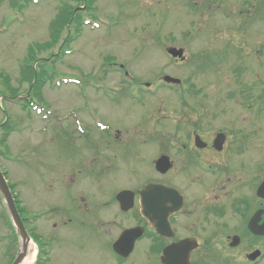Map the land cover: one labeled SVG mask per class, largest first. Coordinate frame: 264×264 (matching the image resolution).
I'll use <instances>...</instances> for the list:
<instances>
[{
  "label": "rangeland",
  "instance_id": "374dc122",
  "mask_svg": "<svg viewBox=\"0 0 264 264\" xmlns=\"http://www.w3.org/2000/svg\"><path fill=\"white\" fill-rule=\"evenodd\" d=\"M85 1L83 0L87 4ZM258 3L259 0L257 4L253 0H94L93 9L84 7L81 12H76L90 22L79 28L78 36L70 46L71 52L47 65L48 70L53 73V80H46L41 97H36L30 91L28 82L22 80L18 61L27 58V52L32 50L29 49L31 45L49 38L50 23L61 8L70 11L79 4L73 0H38L37 3L32 0H0V94L2 89L12 88V93L7 96L5 92L6 97H0V122L6 117V120H11L17 127L28 124L24 130L13 132L6 142L0 143V148L5 151L4 155H0V169L5 172L9 184H16L13 188L19 193L21 203L18 206L22 217H27V230L52 236L56 240L54 246L58 247L54 248L47 259L44 253H40L43 247L34 241L37 250L32 264H40V260L41 264H106L95 254L93 231L79 226V214L72 213V217L69 216L70 223L66 226L59 225L58 228L53 227L52 220L45 218L56 212H48L38 221L32 217L48 209H65L73 205L66 186L63 187L58 182L64 172L75 170L77 165L76 161L68 159L65 149L79 146L83 138L73 136L69 142L65 141L62 134L55 131L52 119L47 132H41L42 113L46 114L48 107L58 116H65L68 111L74 110L85 130H88L90 117L103 120L118 129L130 128L131 143L114 146L116 154L109 155L111 162L105 169L107 172L103 173L100 186L90 188L100 194H95L97 203L102 206L98 211L100 216L117 214L119 217L121 213L113 202V195L118 189L159 177L166 179L163 181L175 183L174 172L162 176L154 170L153 158H156L155 154L157 156L162 148L153 142L142 144V140L137 139L143 129H156L164 125L170 128L174 123L172 113L168 115L161 112V116H168L152 121L146 117L158 105L166 110L174 107L175 111L176 100L186 88L191 87L193 96L197 97L192 99L194 102H208L210 110L214 109V104L220 105L213 110V116L218 118L211 121V126H204L205 137H210L219 129H227L229 123L233 125L230 114L239 115L240 120L235 119V122L245 130V134H251L254 124L262 128L264 105L257 109V105L251 103L260 90L264 89V1L259 6ZM199 5L204 8L197 7ZM254 14L256 18L252 19ZM74 30L75 23L69 31L73 33ZM67 32L66 28L56 31L58 36L54 45L46 48L34 46L26 60L29 63L27 66L33 68L40 61L54 60L55 55L61 51L60 43ZM169 45L183 47L187 60L179 62L172 59L165 51V47ZM206 53L214 55L216 60L211 62L210 57V63L205 68H194L192 62L198 61L194 57ZM119 64L123 65L122 70ZM125 71L129 74L128 80L135 82V85L141 84L144 87L145 82L150 83L149 87H145L147 92L143 94V101L132 95L129 99L123 94H129L125 89L123 92L109 89V86L112 88L122 82ZM164 74L179 77L182 80L181 88L162 86L161 76ZM63 76L78 78L79 84L69 82L56 85L55 79L61 80ZM100 87L107 88L99 90ZM154 87L162 88L153 90ZM227 89L231 99L223 103L221 97L228 96L225 95ZM30 96L41 107L45 106L41 108V113L37 114L20 103ZM243 96L244 104H252L249 108L236 103V99ZM225 103L228 104V110L221 109ZM257 115L262 116L257 119ZM176 116L178 119L180 115ZM70 117L74 119L77 116ZM179 120L183 122L182 119ZM124 135L123 133L121 137H125ZM250 137L255 146H248L242 161L254 166L256 155L264 149V131L257 129V134ZM100 147L104 149V145ZM108 151L113 149L109 148ZM197 170L204 176L199 167ZM248 174L241 173L239 177L246 180ZM235 187L229 186L230 195L239 194L241 190L246 192L250 185ZM71 193L74 197L79 194L77 190ZM211 193L207 192L206 195L211 196ZM201 195L207 198L205 192ZM5 219V209L0 199V264H8L16 255L20 244L13 239L12 230ZM125 221L129 222L123 219L121 223ZM84 232L91 237H87ZM179 232L181 235L185 233L180 228ZM107 240L108 238L105 242ZM218 241L222 244L220 238ZM141 246L146 247V242ZM262 246L264 247V240H257V248ZM88 248L87 255L84 249ZM212 251L219 260H223V247L219 248L215 244ZM140 256V253L137 255L135 252L131 256L134 258L132 264H145ZM103 258L107 264H112L110 259ZM127 263L130 264L129 261ZM231 263L246 262L242 261L241 256L238 261ZM258 264H264V259Z\"/></svg>",
  "mask_w": 264,
  "mask_h": 264
},
{
  "label": "flooded vegetation",
  "instance_id": "af4514ba",
  "mask_svg": "<svg viewBox=\"0 0 264 264\" xmlns=\"http://www.w3.org/2000/svg\"><path fill=\"white\" fill-rule=\"evenodd\" d=\"M223 115L221 114V116ZM233 116V125L229 123L227 129L218 130L225 133V141L221 149L213 146L215 132L210 137H205L203 134L205 132L204 126H211V121L218 118L211 114H208L207 118L203 119L202 122H196L191 125L190 129L183 128L163 132L161 139L164 150L161 152L169 157L172 167L163 173L162 176L174 172L175 177L173 180H175V183L171 184L163 181L166 180L163 177H159L142 180L136 185L120 188H127L133 191V205L123 214L129 222L118 223L116 216L101 217L98 212L97 199L95 198V194H99L90 189L100 186L102 180L96 179H99L101 169L107 168L109 163L108 160L106 162L100 160L102 157L98 148L102 143L101 138H99L100 134L97 140H92L91 136L84 134L83 142L79 146L66 150L69 156L78 154L80 157L77 172L72 173L71 177H64V184L69 189L76 185L80 191L78 194L79 204L76 210L79 214L78 222L82 227L90 229L91 232L93 231L97 257L101 258L105 254L107 257L109 256L113 264H124L126 261L132 264L134 258L130 257L136 252L137 255L141 254L140 258L145 264H154L168 242L181 240L185 237L197 239L198 247L191 252L190 261H193L195 256L198 255L200 256L201 264L211 263L207 255L210 247L215 246V244L219 248H224L223 260L228 263L231 261L235 262V260L238 261L241 256L242 261H245L247 255L252 250L257 249V235H253L247 230V221L257 209H264V199L256 196V188L264 181V149L262 153L256 156L253 173H251L252 168L249 167L247 179L245 180L243 177L244 180H241L239 176H241V173L247 175V170L245 162L241 161L240 158L242 153L251 145L245 144L249 138L246 139L245 130L238 128V125H236L235 119H240L235 117L237 116L236 114ZM235 126L237 128H233ZM122 131L127 133L128 129H114L104 132L105 147H114L116 144L123 145L132 141L131 135L125 141L122 138L119 140L118 138ZM196 135L200 136L206 144L200 147L196 146L194 142ZM64 136L69 137L71 135L66 131ZM167 140L169 142L173 140L177 143L183 142V145L167 146ZM91 142L94 143L92 144ZM197 167L203 171L204 176L198 172ZM76 174L78 180H75L74 175ZM251 174L253 175L251 176ZM148 182L173 187L181 196V209L173 214L169 220L175 235L172 240L167 242L165 237L156 235L153 232L151 225L141 214L138 192ZM231 185L236 186L235 188L250 185L251 189L248 188L246 192L241 190L239 194L230 195L229 186ZM188 188H191V190ZM209 188L210 190L208 191L207 189ZM203 192H205L207 198H203L201 195ZM207 192H212L211 196L206 195ZM74 200L75 198H72L71 202H74ZM70 210H58L51 217L54 220L52 223L53 227L58 224L65 226L67 224L66 220L70 221L67 215ZM263 218L262 216L260 222H262ZM126 227H140L143 234L135 241L131 253L123 258L115 253L112 254L110 249L113 241L121 230ZM179 228L183 229L185 233L181 235ZM84 233L87 237H91L90 234ZM203 236H206V238L203 239ZM233 236L238 237V245L235 247L230 246ZM47 238L53 242L52 236ZM106 238L108 240L105 242ZM219 238L222 240V244L219 243ZM261 238L259 237V239ZM214 240L216 241L214 242ZM143 242H146V247L141 246ZM84 251L88 255L89 248L84 249Z\"/></svg>",
  "mask_w": 264,
  "mask_h": 264
},
{
  "label": "water",
  "instance_id": "95a60500",
  "mask_svg": "<svg viewBox=\"0 0 264 264\" xmlns=\"http://www.w3.org/2000/svg\"><path fill=\"white\" fill-rule=\"evenodd\" d=\"M167 52L173 57H183V49L176 47H168ZM166 81L179 82V79L172 78L169 76H164ZM223 135H217L215 143L223 141ZM199 138H197V141ZM168 159L165 156H161L155 162V167L157 170L163 172L169 167ZM258 193L264 197V182L258 189ZM142 195V212L155 226V229L164 233L167 236L171 235V231L168 227L167 218L170 213L174 212L179 206L177 201L176 192L170 190L161 185L147 184L144 190L140 193ZM0 195L5 201V207L11 218V221L19 235L21 241V247L18 251L12 264H20L27 252V247L29 243V235L26 232L22 220L16 209L14 200L11 196L9 188L6 181L0 171ZM173 195V196H172ZM175 195V196H174ZM117 199L121 203V208L127 210L131 206L132 194L129 191H121L117 194ZM260 211H257L249 221V228L255 234H264V222L258 224L260 218ZM237 243V238H234L231 245ZM196 246V243L192 239H186L179 243L171 244L164 250V256L162 257L163 264H189V252ZM258 254V252H257Z\"/></svg>",
  "mask_w": 264,
  "mask_h": 264
},
{
  "label": "trees",
  "instance_id": "16d2710c",
  "mask_svg": "<svg viewBox=\"0 0 264 264\" xmlns=\"http://www.w3.org/2000/svg\"><path fill=\"white\" fill-rule=\"evenodd\" d=\"M73 1L79 2V0H73ZM86 1H87V4L85 5V9H88V10L89 9H93L94 7H93L92 3H93L94 0H86ZM253 1L256 2V4H257V0H253ZM263 1L264 0H259V3H262ZM251 5H252V2H251ZM197 7L204 8L203 6L201 7L200 5L197 6ZM240 13H239V16H241ZM262 17H264V16H262ZM245 18L246 17H244V16L242 17L243 20H246ZM254 18H256V16L252 15V19H254ZM60 20H62L63 22H60ZM74 23L76 24L74 33L68 32L66 34V36H64V38L61 41V45H62L61 49H62V51H61L60 55H62L64 53V50H68V48L70 47V44L78 36L79 28L84 23L83 16L80 15V14L73 15L72 10L68 11V10H66L64 8H61V11L58 12L57 16L50 23V29L51 30H50V33H49V38L47 40H45L44 42L36 43V45L34 44V46L41 47V48H46V47H49L51 45H54L56 43V41H57V36H58V35H56L55 32L59 31V30H62L63 28H66V29L69 30L70 26L72 24H74ZM34 46L31 45L29 47V49L32 48V50H29L30 52L33 51V47ZM30 52H28V56H29ZM199 55L200 56L194 57V59H197L198 61L195 60L194 63L192 62V66L194 68H205L207 66V64L210 63L211 59H209V57H207L205 54L204 55L203 54H199ZM58 59H59V57H55L54 60L49 61V62L40 61L37 64L36 69H33V68H29L28 70L23 69L20 72L22 80L28 82V84H29V86L31 88L30 91L33 92L34 96L40 97L41 96V89H42V87L44 85L43 83H45L46 80L52 78L51 74H49V70L47 68V65L49 63H54ZM7 80H8V78H7ZM191 85H193V84H191ZM6 89L9 91V93H12V88L11 87L6 88ZM197 91H194V92H197ZM187 95L188 96L193 95L191 87L187 90ZM244 97L245 96L240 97V98H244ZM260 97H261V95H259V94L256 96V98H260ZM27 104H28V102H27ZM184 111L185 110H183L182 113L185 116L186 111H185V113H184ZM187 113L191 114L192 111L189 109L187 111ZM0 124H1V122H0ZM14 124H15L14 122H12L11 120L8 119L6 121V123H4L3 125H0V130L2 132V137L0 138V143L6 141V139L8 138L9 133L13 129H15V125Z\"/></svg>",
  "mask_w": 264,
  "mask_h": 264
},
{
  "label": "bare ground",
  "instance_id": "6f19581e",
  "mask_svg": "<svg viewBox=\"0 0 264 264\" xmlns=\"http://www.w3.org/2000/svg\"><path fill=\"white\" fill-rule=\"evenodd\" d=\"M28 246L29 247H28L27 255L25 259L21 262V264H31L35 258V255H36L35 244L32 241H30Z\"/></svg>",
  "mask_w": 264,
  "mask_h": 264
}]
</instances>
